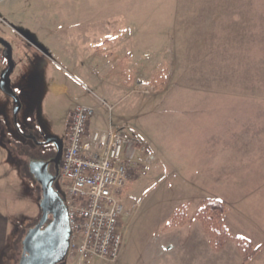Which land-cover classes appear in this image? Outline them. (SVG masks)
<instances>
[{"label":"rangeland","instance_id":"374dc122","mask_svg":"<svg viewBox=\"0 0 264 264\" xmlns=\"http://www.w3.org/2000/svg\"><path fill=\"white\" fill-rule=\"evenodd\" d=\"M165 4L166 0H0V38L11 47L10 86L21 101L17 122L23 132L53 133L65 141L70 108L74 104L90 103L95 105L91 119L96 120V125L111 124L129 136L132 134L128 130L135 133V129H139L140 134L134 138L141 141L139 150L142 145L144 149L135 157V173L122 200L123 264H263L258 257L252 260L255 256L243 262L234 233L236 228H241L256 237H264V198H249V182L232 179L236 175L231 173L232 165L227 164L226 154L218 159L222 164L209 167L213 173L225 172L224 180H187L183 178L185 174L171 179L164 170L168 172L173 155L170 144L178 145L183 141L189 146L193 144L191 148L188 146L190 149L176 147L182 158L176 157L175 161L184 164L187 154L188 162L196 164L207 156L210 160L205 150L194 147V143L200 141L197 136L200 127L232 124L239 115L246 123V109L253 103L248 99L264 95V34L256 37L259 44L254 53H225L221 69L220 65L192 68L189 85L187 81L169 85L165 76L167 61L163 60L168 59L167 54L144 52L143 78L137 82L132 78L131 88L126 89V93L137 92L143 97L152 93L162 96L188 92L220 95L216 101L209 97L197 101L196 104L207 108L209 104H217V108L191 114L188 125H184L185 116L173 114L165 103L157 101L144 106L142 120L138 123L135 118L120 117L121 108L130 101V96L122 103L116 102L120 93L123 97L124 90L120 91L121 85L113 83L112 77H106L102 54L91 53L94 48L85 44L92 32L95 40H99L103 39L104 31L112 28L128 34L140 28L151 30L146 29L149 24L161 28L162 21L168 20L163 9L169 6ZM256 24L262 27L256 29H264V22ZM144 38H138L139 44ZM150 39L154 37L144 40L149 42ZM0 54L1 74L8 62L1 49ZM150 66L154 70L151 71ZM14 106L13 99L0 90V212L9 220L8 239L0 264H18L21 241L41 215L40 185L29 172L27 163L31 159L29 153L36 155L42 148L17 131L13 121ZM108 106H112L111 109ZM53 187L64 196L65 186L60 176ZM205 197L220 199L227 207L226 212H231L229 216L233 214L229 217L230 237L218 249L196 217ZM235 207L241 215L235 214ZM257 229L262 230L261 233L255 231ZM255 248L257 252L260 249ZM262 254L264 256V252ZM57 264L102 263L90 259L78 262L66 256Z\"/></svg>","mask_w":264,"mask_h":264},{"label":"crops","instance_id":"0c3cea01","mask_svg":"<svg viewBox=\"0 0 264 264\" xmlns=\"http://www.w3.org/2000/svg\"><path fill=\"white\" fill-rule=\"evenodd\" d=\"M165 5L169 6L163 9L168 20L167 22L162 21L163 25L161 26L163 28L160 26L153 28L149 24L146 29L151 28V30L144 31L140 28L129 34L112 28L109 31H104L103 39L99 40H95L92 32L88 35L89 39L85 44L94 48L91 53L102 54L101 62L106 65V77L108 79L112 77L113 83L116 82L121 85L120 91L124 90L125 94L120 97V93L116 102L122 103L124 98L130 96V101L121 108L120 117L135 118L138 123L142 120L144 106L157 101V103H165L169 107L168 109L174 112L173 114L179 113L180 116H185L184 125H188L191 114H202L208 112L209 108H217V104H209L207 108L206 105L196 104L197 101L207 100V97L216 101L220 95L188 92L166 93L162 96H156V93H152L143 97L137 92L126 93V89L130 90L131 88L130 80L132 78L135 82L141 81L143 78L144 52L145 54H167L168 59L163 60L167 61V65L164 67L167 68L165 76L169 85L182 81L183 84L187 81L189 85L192 68L200 67L203 69L220 65L219 69H221L222 64L224 65L225 53L246 54L256 51V45L259 44L256 42V37L264 34V29H256V27L262 28L260 24H256L257 21L264 22V0H166ZM148 36L154 37V39L146 42L144 39ZM140 37H145L141 40V44L138 41ZM97 47H101V49H97ZM150 69L151 71L154 70L151 66ZM116 89L119 90L118 87ZM248 100L253 103L246 109L248 112L246 123L241 118L243 116L239 115V118L234 120L232 124H217L203 127V129L199 128L201 132L197 136L200 141L195 142L194 147L195 149L199 148L202 152L205 150L206 154L210 155V160L207 156L198 163L192 164L188 162L187 154H185V163L180 164L175 161L176 157L182 158L176 147L185 146L186 149H190L193 144L189 146L186 141L178 142V145L172 143L169 145V149L173 155L168 164V172L164 170L165 173L169 177L171 176V179L177 178L176 175L185 174L187 176L183 178L187 180H224L222 176L225 172L221 170L213 173L211 172L212 168L209 167L214 164H222L218 159L223 158V155L226 154L229 159L227 164L232 165L231 173L236 175L232 179L249 182V198L254 196L264 198V95L258 99L252 100L250 98ZM83 104L95 108L93 104ZM198 105L200 106L198 107ZM74 106L75 104L69 110L67 122ZM108 107L111 109L112 106ZM95 122L96 120H90L89 129L115 128L111 124L98 126ZM128 132L132 134L131 136L127 134L128 137H135L140 134L139 129H135V133L130 130ZM225 150L226 153H224ZM159 165L163 174L160 162ZM170 167L171 169H169ZM217 170L219 169L217 168ZM234 209L235 214H242L237 207ZM230 213V211L226 212L223 217L229 233L232 230L229 217H233V214L229 216ZM6 216L0 212V257L8 239L7 222L9 220ZM258 230L255 231L261 233L262 230ZM234 234L244 237L253 246L260 247L252 260L256 261L258 257L264 264L262 254L264 252V237H256L254 233H246L241 228H236ZM122 251L118 260L111 264L124 263Z\"/></svg>","mask_w":264,"mask_h":264},{"label":"built area","instance_id":"2783aa9c","mask_svg":"<svg viewBox=\"0 0 264 264\" xmlns=\"http://www.w3.org/2000/svg\"><path fill=\"white\" fill-rule=\"evenodd\" d=\"M94 113L88 104L73 107L58 176L65 186L66 255L78 262L90 259L109 264L119 258L123 247L122 200L135 173V157L144 146L139 150L141 141L118 127L89 129Z\"/></svg>","mask_w":264,"mask_h":264},{"label":"water","instance_id":"95a60500","mask_svg":"<svg viewBox=\"0 0 264 264\" xmlns=\"http://www.w3.org/2000/svg\"><path fill=\"white\" fill-rule=\"evenodd\" d=\"M4 41L3 38H0V43ZM5 44H2L4 47L2 55L6 58L8 66L0 74V90L13 99L15 104L13 108V121L17 131L22 134L17 122V115L21 109V101L17 93L10 86V74L13 70L11 47L8 43ZM23 136L35 140L34 136H27L25 134ZM51 142H54L57 147L56 155L53 159V163L55 164V173L53 175L48 172L47 162L30 161L28 163L29 172L40 185L41 198L39 199L38 206L41 215L39 220L26 231L21 241L22 250L18 264H57L66 257L69 238L66 207L58 196V193L53 189V182L59 175L62 145L58 137L52 135L46 136L44 143Z\"/></svg>","mask_w":264,"mask_h":264},{"label":"trees","instance_id":"16d2710c","mask_svg":"<svg viewBox=\"0 0 264 264\" xmlns=\"http://www.w3.org/2000/svg\"><path fill=\"white\" fill-rule=\"evenodd\" d=\"M62 201V195H58ZM227 211L224 203L217 198L205 197L196 211V217L212 236V243L215 248H221L230 235L226 228L223 215ZM238 248L241 251L243 262L249 261L257 253V248L244 237H235Z\"/></svg>","mask_w":264,"mask_h":264},{"label":"flooded vegetation","instance_id":"af4514ba","mask_svg":"<svg viewBox=\"0 0 264 264\" xmlns=\"http://www.w3.org/2000/svg\"><path fill=\"white\" fill-rule=\"evenodd\" d=\"M4 42L7 43L6 41H4ZM4 42H1V43L2 44H5ZM1 43H0V49L3 50L4 47L2 46ZM23 134H25L27 136H29V135L30 136H34L35 137V140H33V139L29 138V137L26 138L25 136H23ZM20 135L23 138L31 141L32 144H34L36 147L42 148L41 151L37 152L36 155L29 153V156L31 158L29 160V162L30 161H43V162H47L48 163V168H47L48 169V172L53 175L55 173V164L53 163V159H54V157L56 155L57 147H56V145H55L54 142L47 143V144H45L44 142L46 141V136H48V135L56 136V135L53 134V133H46V132H43V131L40 132L39 135H34V134H31V133H26V132H23L22 131V134L20 133ZM56 137H58V136H56ZM61 145H62V150H63V148L65 146V141L64 140H61ZM28 163H27V165H28ZM28 170H29V168H28ZM53 189H54V187H53ZM54 191L57 192L56 189H54ZM58 195H59V193H58ZM50 218H51V215H50Z\"/></svg>","mask_w":264,"mask_h":264}]
</instances>
